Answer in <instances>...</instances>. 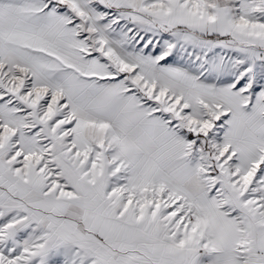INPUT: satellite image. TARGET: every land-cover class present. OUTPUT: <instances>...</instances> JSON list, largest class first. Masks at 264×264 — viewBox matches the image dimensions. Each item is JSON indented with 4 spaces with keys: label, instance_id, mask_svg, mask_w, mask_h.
<instances>
[{
    "label": "snow or ice",
    "instance_id": "snow-or-ice-1",
    "mask_svg": "<svg viewBox=\"0 0 264 264\" xmlns=\"http://www.w3.org/2000/svg\"><path fill=\"white\" fill-rule=\"evenodd\" d=\"M0 264H264V0H0Z\"/></svg>",
    "mask_w": 264,
    "mask_h": 264
}]
</instances>
